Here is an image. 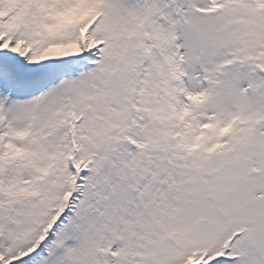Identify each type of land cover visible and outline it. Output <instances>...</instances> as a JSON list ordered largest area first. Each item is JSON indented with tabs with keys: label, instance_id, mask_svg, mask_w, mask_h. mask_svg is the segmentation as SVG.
I'll return each instance as SVG.
<instances>
[{
	"label": "snow or ice",
	"instance_id": "6c2138e0",
	"mask_svg": "<svg viewBox=\"0 0 264 264\" xmlns=\"http://www.w3.org/2000/svg\"><path fill=\"white\" fill-rule=\"evenodd\" d=\"M0 264H264V0H0Z\"/></svg>",
	"mask_w": 264,
	"mask_h": 264
}]
</instances>
